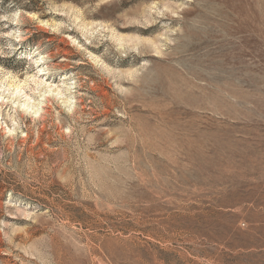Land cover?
Listing matches in <instances>:
<instances>
[{"label":"rangeland","instance_id":"374dc122","mask_svg":"<svg viewBox=\"0 0 264 264\" xmlns=\"http://www.w3.org/2000/svg\"><path fill=\"white\" fill-rule=\"evenodd\" d=\"M0 264H264V0H0Z\"/></svg>","mask_w":264,"mask_h":264},{"label":"bare ground","instance_id":"6f19581e","mask_svg":"<svg viewBox=\"0 0 264 264\" xmlns=\"http://www.w3.org/2000/svg\"><path fill=\"white\" fill-rule=\"evenodd\" d=\"M41 71H42V70H41ZM42 75H45V74H42ZM35 82H36V81H35ZM39 83H40V82H39ZM39 83L36 82V84H39ZM41 84H42V83H41ZM18 89H19V87H18ZM34 114H38V111H35Z\"/></svg>","mask_w":264,"mask_h":264}]
</instances>
